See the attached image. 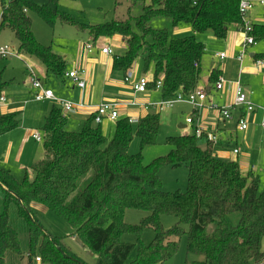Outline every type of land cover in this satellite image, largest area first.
I'll return each mask as SVG.
<instances>
[{"label": "trees", "instance_id": "16d2710c", "mask_svg": "<svg viewBox=\"0 0 264 264\" xmlns=\"http://www.w3.org/2000/svg\"><path fill=\"white\" fill-rule=\"evenodd\" d=\"M129 1L132 7L142 5L139 17L90 27L68 16L61 18L57 8L40 7L30 0H0V32L9 29L19 43V55L36 58L48 77L58 79L67 73L66 62L51 47L37 42L30 12L50 26L59 21L92 35L93 44L119 37L126 52L113 58V73L127 79L141 62L143 76L151 79L149 90L162 81L165 100L179 93L192 94L198 88L205 48L197 42L196 34L211 32L224 41L231 26L242 29L244 25L240 0H196L195 4V0ZM160 18L170 20L175 29L188 25L194 35L175 40L167 29H153L152 21ZM251 35L263 42L264 25H255ZM256 58L264 59V54ZM220 75L217 68L211 70L208 95ZM7 88L0 74V98ZM94 124L91 116L81 130L72 131L69 116L54 106L40 126L43 160L25 169L22 182L10 171L0 169V189L4 192L0 264H18L25 259L27 264H37L36 258H41L42 264H87L73 254L65 238L54 237L43 228L33 215L35 207H43L63 220L97 256L95 264H126L135 245L122 242V236H140L144 229L152 230L155 237L149 245H139L132 264H165L176 255L185 235L186 264H264V189L253 171L243 174L237 162L216 158L213 143L208 140L202 145L203 137L198 139L194 134L167 138L170 153L145 166L141 154H130V145L135 138L142 147L157 144L160 113L141 119L136 129L127 118L119 119L111 139L103 134V124ZM20 126V112L0 114V137ZM162 167L188 169L185 193L162 190L158 176ZM13 208L27 227L25 248L18 228L12 224ZM128 210L147 216L140 225H129L125 222ZM234 214L240 216L235 226L227 221ZM165 215L178 220L169 231L161 223ZM210 225H216L212 233L208 232Z\"/></svg>", "mask_w": 264, "mask_h": 264}, {"label": "rangeland", "instance_id": "374dc122", "mask_svg": "<svg viewBox=\"0 0 264 264\" xmlns=\"http://www.w3.org/2000/svg\"><path fill=\"white\" fill-rule=\"evenodd\" d=\"M35 5L44 7L49 6L57 8L60 17H70L79 24L84 26H99L104 25L112 21H126L129 18H137L142 14V5L138 4L132 7L129 0H58L55 4L53 0H30ZM259 1V0H253ZM149 3V0H147ZM30 17L33 23V32L37 42L43 46H49L52 51L66 62L67 66L89 70L87 63L91 62L95 67L94 74L97 70L107 69L109 67L110 59L106 62L104 57L95 52L94 55H90L87 46L92 45L95 48L103 47L104 43L99 41L97 44H93L91 38L92 35L88 33H80L74 26L62 24L57 21L54 26L48 25L43 21L37 13L30 12ZM64 15V16H63ZM1 16V12H0ZM69 19V18H68ZM246 23L253 28L255 25H264V9H256L250 11L245 17ZM134 24V22H133ZM132 24L133 28L134 25ZM151 27L155 30L167 29L170 35L175 40H181L189 38L194 35L192 29L188 25H182L178 28H174L167 19H156L151 23ZM253 32V31H252ZM253 37V36H252ZM90 40H89V39ZM195 38L197 42L202 44L205 48V53L201 61V79L199 82V92H205L208 94L207 88L210 85V73L213 67H217L220 60L216 57V53L224 51L229 54L230 58L225 63H220L223 66L221 73L225 82H236L239 77V64L237 62L238 52L241 51L245 34L236 30H231L224 41L217 40L211 32L196 34ZM254 38V37H253ZM257 42V41H256ZM264 42V41H263ZM257 42L258 45L251 49V52L256 54H264V43ZM113 52L114 56H124L126 49L119 37H114L106 42ZM0 46H9L18 51L19 43L15 38V35L6 29L0 32ZM113 56V57H114ZM94 58V59H93ZM231 60V61H230ZM250 58L245 59L244 67L250 68ZM92 67V69H93ZM244 69V70H245ZM32 71L37 79H41L48 84L51 88L55 87L59 81L54 80L51 77L48 80L45 79L46 69L36 59L21 54L20 57H13L3 59L0 58V74L3 80L8 83V88L4 92L3 96L7 100V104L0 105V113L7 114L10 112L21 113V126L13 132L4 135L0 139L1 149L4 153L11 150V168L12 175L18 182H22L25 178V168L31 167L33 164L38 163L44 158V144L36 143L30 138L33 131L39 132L42 118L47 116L54 108L52 103H37L34 100L35 91L31 88V72ZM133 77L129 82L125 83L124 78L119 77L118 74L112 75L108 80L103 83L95 82L98 89V95L104 94V103H121L129 104L132 102H138L142 104H155L163 100L162 92L156 89L149 90L145 96L134 97L132 90L129 88L135 80L143 76V65L139 62L132 71ZM149 80H151L148 77ZM241 84L249 85L256 93L253 104L260 108L264 107V78L261 74H258L257 70L252 72L245 71L241 75ZM68 85L71 84L68 81ZM112 87V88H111ZM119 87H123L122 92L117 91ZM129 88V89H128ZM209 98L216 99L214 101L219 102V106H223L225 96L218 93L214 89V85ZM103 91V92H102ZM102 92V93H101ZM100 97V96H98ZM210 99V100H211ZM213 101V102H214ZM10 102V104L8 103ZM214 102V104H216ZM207 106L209 104L207 103ZM193 108L188 105H175L171 109H166L161 113V125L158 134L157 144L155 146L142 147L139 139L135 138L130 145L129 152L131 155L141 154L143 164L148 166L152 164L157 158L167 156L171 151V146L166 142L169 137H179L183 135H190L192 133L191 127L188 129L180 130V126H187L186 120L192 114ZM214 116H206L205 121L210 122L213 126L219 121L220 115L217 109H213ZM155 112V111H151ZM210 112V111H209ZM208 112V113H209ZM122 113L130 117L139 116V111L135 108H121ZM237 112L233 113V116H237ZM146 113H141V118H144ZM213 118V120H210ZM207 119V120H206ZM245 119L250 124L251 135L254 136L253 140L246 143V146H241L239 143L241 154L239 156L240 162L243 163L244 170L247 172L252 170L253 173L260 177L261 188L264 189V131L261 128L262 117L261 113H253L246 115ZM76 119L69 118V129L72 131H79L83 128L84 123L75 121ZM221 120V119H220ZM115 123L104 122L101 129L103 134L107 137H113L115 133ZM98 127L97 125H93ZM136 129L137 126H132ZM216 127V126H215ZM27 137V138H26ZM240 140L241 136L239 135ZM220 139L223 143H227L228 139L225 135L220 134ZM235 136L232 144L229 145L230 152L235 146ZM11 145V146H10ZM217 145H219L217 143ZM237 158V157H236ZM31 172L30 170H28ZM158 176L162 181V190L166 193H185L188 189V176L189 172L186 167L178 169H172L171 167H162L158 171ZM32 178V176H31ZM3 199L4 192L0 189V214L3 212ZM34 217L40 222L43 228L48 231L54 237L65 238L66 244L71 248L73 254L86 262L87 264H95L97 262V256L91 252V250L84 246L82 241L73 235V230L59 217L51 213L43 207L33 208ZM147 214L141 211L128 210L125 214V222L129 225H140L143 218ZM240 216L238 214L231 215L227 218L230 225H237ZM162 226L165 231L173 229L178 220L171 216L165 215L161 219ZM12 224L18 228L24 248L27 246V227L25 223L16 216V210H12ZM188 231L187 226H183ZM216 228V225H210L208 232L212 233ZM155 234L152 230L144 229L140 236L134 233H126L122 236V242L135 245L134 251L131 253L126 264H132L137 259L139 245H149L152 243ZM187 247L188 237L183 236L179 243V249L176 255L170 261L165 264H186L187 260ZM194 260H197L194 259ZM13 264V262H11ZM18 264H27V259L18 261Z\"/></svg>", "mask_w": 264, "mask_h": 264}, {"label": "built area", "instance_id": "2783aa9c", "mask_svg": "<svg viewBox=\"0 0 264 264\" xmlns=\"http://www.w3.org/2000/svg\"><path fill=\"white\" fill-rule=\"evenodd\" d=\"M257 4H260L264 7V0L256 1ZM255 1L253 0H240V14L242 16L243 20V28L240 29L241 32L245 34V40L242 46L241 51L238 55V61L239 63H243L245 57L248 56V50L252 47H255L258 45V43L255 41V39L252 37L251 33L253 31V28H251L246 21L244 20V17L255 8ZM196 3V0L194 1V4ZM0 12L2 13L1 7ZM264 43V42H263ZM87 49L90 54L94 52V47L92 45H88ZM102 55L113 57L115 53L113 50L108 46L105 48H102L100 50ZM13 57H20L18 51H16L14 48H11L9 46H0V58L7 59V58H13ZM115 57V56H114ZM216 57L220 59L221 61L225 60L227 58V55L225 53L217 54ZM256 68L260 69L264 67V59H257L255 61ZM195 67H198V64L195 65ZM31 72V86L33 90H35L34 94V100L37 103L43 102V101H52L56 106L60 107L63 111V113L67 116L76 114L78 111L83 110L86 108L85 104L83 102L81 103H74L69 100L60 99L56 97L54 92L52 90L47 89L42 81L40 79H37L35 74ZM132 74V73H131ZM131 74L126 79V82H129L131 78ZM66 78L72 81V83L75 85L76 88H78L81 91H84L87 87V72L86 70H72L66 74ZM149 84L150 80L145 77L141 76L139 80L132 84L133 90L135 93L138 94H145L149 91ZM225 80L220 75L217 83L215 84L216 91H223L225 88ZM163 84L162 81L158 82L156 86V90H162ZM208 96L205 92H202L199 90H196L194 93L185 95L183 93L177 94L174 98L171 99H165L162 100L159 103L155 104H142L137 102H132L129 104H121V103H103L99 106H96L94 108V112L92 116H94V123L95 125H102L104 122L116 124V122L121 119L120 109L121 108H135V109H143L147 112L155 111L156 113H162L166 109H171L175 105L178 104H186L193 108L195 112L202 110L204 108H210V109H217L219 111L220 118L223 121H232L234 119L233 113L234 112H243V116L238 120L237 128L241 132H246L249 129V125L247 120L245 119L246 115L253 114L256 111H260L264 116V107H256L248 98V95L244 92V89L242 85L238 82L235 86V99L234 101L226 106H219L218 104H214L213 102L209 103V106L206 105ZM7 104V100L4 96L0 98V105ZM129 123L133 126H137L140 118L138 117H127ZM187 124L192 125L193 119H187ZM261 128L264 131V120L261 124ZM194 135L200 139L204 135V130L201 128H197L194 131ZM32 137L35 141L38 143H42L43 138L41 132H34L32 134ZM217 138L215 136L209 137V141L216 142ZM237 154L238 151H235ZM37 264H42L41 258H36Z\"/></svg>", "mask_w": 264, "mask_h": 264}, {"label": "crops", "instance_id": "0c3cea01", "mask_svg": "<svg viewBox=\"0 0 264 264\" xmlns=\"http://www.w3.org/2000/svg\"><path fill=\"white\" fill-rule=\"evenodd\" d=\"M256 9H264V7L261 6L260 4H257V2H256L255 8L253 10H256ZM0 19H1V16H0ZM231 30H236L238 32H241V30L238 29L236 26H231L230 29H229V33H230ZM108 40H110V39L102 40L104 45H103V47H101V49L109 46L108 44H106V42H108ZM122 42H123V40H122ZM123 44L125 45L124 42H123ZM252 48H250L248 50V56L245 57V59L246 58H250V61H249L250 64H251V65H249L250 68L247 69V67H246V69H245V67H244L245 59H244L242 64L239 63V61H238V55H239V52H240L239 51L238 55H237V62L239 64V77H238L239 80L236 81V82H233V81L232 82H226L225 88H224L223 91H216V89H215L216 92L221 93V94H223L226 97L225 101L221 100V102H223V104H224L223 106L229 105V104H231L234 101V99H235V86H236V83H238V82L241 84V81H240L241 79L240 78H241L242 73H244L245 71L252 72L254 70H257L258 74H261L263 76V78H264V67L258 69L255 66V61L258 59V58H256V56H258L260 54H256L255 52H251ZM125 49H126V46H125ZM95 52H97L99 55L104 57L106 62L108 61V59H110V62H108L109 63L108 71H107V69H101V70H97V74H96V71H95V74H94V70H95V67H93L94 65L91 64V62L87 63L86 65H88L89 70H86V72H87V87H86V89L84 91H81L78 88H76L75 85L72 83V81H70L69 79L66 78V75L62 79H58V78L53 77V78H55L54 80H58L59 81L57 83L59 85H56L54 83L52 84L55 87V89L51 88L50 86H48V84H46L45 82H43L40 79L47 89L52 90L54 92L56 97H58L60 99L69 100V101H72L74 103L83 102L85 104L86 108H84L83 110L78 111L76 114L69 115V118L76 119L75 120L76 122L79 121V122L85 123L92 116V114L94 112V108L96 106H99V105L104 103V100H105V99H103L104 94L98 95V89L96 88L97 83H101L103 85V87H104L103 83H105L108 80L109 77L111 78L112 75L118 74L119 77H122V75L119 74V73H113V58L114 57H109V56L102 55L101 52H100V49L99 48H95V47H94V52L92 54H90V55H94ZM220 53H225L227 55V58L225 60L221 61L219 59L220 63H223V62L225 63L227 60H229V58H230L229 54H227L224 51H220V52L216 53V55L220 54ZM220 63H219V65L216 68L222 73L223 66L221 67ZM66 67H67V73L72 71V70H79V69H76V68L69 67V66H67V64H66ZM92 67H93V69H92ZM213 68H215V67H213ZM82 70H84V69H82ZM51 77L52 76L48 77L47 74H45V79L48 80ZM132 77H133V74H131V78ZM138 80L139 79L135 80V82H133L132 84H135ZM68 81L71 82L70 85H68V83H69ZM95 82H96V85H95ZM124 82L127 83L125 78H124ZM241 85H242V87L244 89V92L248 95V98L253 103L254 100H255V97H256L255 91L249 85H243V84H241ZM129 86H130L129 88L133 92L134 97L145 96L149 92L148 91L145 94H138V93L134 92L133 87L131 85H129ZM31 89L33 90V88H31ZM123 90H124L123 87H121V88L119 87V89L117 91L122 92ZM197 90H199V87L197 88ZM33 91H35V90H33ZM210 95L207 94L208 99H207L206 105H207V103L209 104V103L213 102L214 100H216L214 97H213V99L209 98ZM98 96H100V97H98ZM214 102H216V101H214ZM8 103L10 104V102H8ZM41 103H52L53 107L56 106L52 101H43V102H40V104ZM216 104L219 105L220 103L216 102ZM178 105H186V104H178ZM136 110L139 111V116H133V117H138V118H140V120L143 119V118H141V113H143V112L146 113V116H148L151 113H156V112H147V111H145L143 109H136ZM258 112H260V111L258 110L255 113H258ZM10 113H13V112H10ZM10 113H7V114H10ZM237 114L238 115L235 116L232 121H228L227 122V121H223L220 118L221 120L219 119V121L216 122V125L213 126L210 122L205 121L206 116H209V117H213L214 116V111L212 109L204 108V109L199 110L197 112H195L193 110L192 114L188 118V119H190V118L193 119V124L192 125H188L187 124V120H186L187 126H180L179 128H180V130H184V129H188V126L191 127L192 133L190 135H193L194 131L197 128L203 129L204 130L203 139L200 138V139H202V140H200L202 145L205 144V142L209 140V137L215 136L217 138V140H216V142H212V143H213L214 155L216 156V158H218L220 160H223V161H227V162H229V161L237 162L240 165L242 173L243 174H247L249 172H252V170H249V171L246 172L244 170L243 163L240 162L239 156L241 154V150H240L239 143H241V146L244 147V146H246V143H249L250 140H253L254 136L251 135L250 124H249V129L246 132H241V131L238 130V128H237L238 120L241 118V116H243V112H237ZM2 115H5V114H2ZM45 117L46 116H44L42 118L41 124L43 123V120H44ZM122 117L123 118H127V117H130V116L122 113ZM261 117H262V121H263L264 120V116H263L262 113H261ZM210 120H213V118H211ZM41 124H40V126H41ZM34 132H36V131H33L31 133V135H30V138L33 141H35L33 139V137H32V134ZM39 132H40V130H39ZM220 134H223V135H225L227 137V139H228L227 143H223V141L220 139ZM239 135L241 136V140H240ZM234 136H235L236 144L232 148L233 150H232V153H231L229 145L232 144ZM2 137H0V139ZM111 138L112 137H110V139ZM35 142L38 143L37 141H35ZM217 143L219 145H217ZM235 151H238V153L236 154ZM10 157H11V150H8L6 153H4L3 150L1 149V145H0V169L8 170V171H10L12 173V171H14V170L11 168V162H10L11 158ZM3 202H4V199H3ZM0 211H1V207H0ZM263 248H264V240H263Z\"/></svg>", "mask_w": 264, "mask_h": 264}]
</instances>
